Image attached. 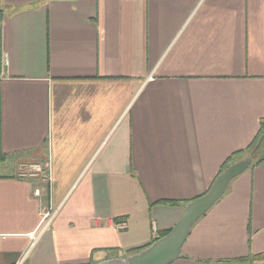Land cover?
I'll use <instances>...</instances> for the list:
<instances>
[{"label": "crops", "instance_id": "0c3cea01", "mask_svg": "<svg viewBox=\"0 0 264 264\" xmlns=\"http://www.w3.org/2000/svg\"><path fill=\"white\" fill-rule=\"evenodd\" d=\"M262 126L264 0H0V264L144 250ZM246 159L169 264H264V161Z\"/></svg>", "mask_w": 264, "mask_h": 264}, {"label": "water", "instance_id": "95a60500", "mask_svg": "<svg viewBox=\"0 0 264 264\" xmlns=\"http://www.w3.org/2000/svg\"><path fill=\"white\" fill-rule=\"evenodd\" d=\"M250 165L251 160L246 159L225 168L203 196L186 204L183 216L166 236L136 254L98 264H169L178 259L190 228L225 193L230 181L241 175Z\"/></svg>", "mask_w": 264, "mask_h": 264}, {"label": "built area", "instance_id": "2783aa9c", "mask_svg": "<svg viewBox=\"0 0 264 264\" xmlns=\"http://www.w3.org/2000/svg\"><path fill=\"white\" fill-rule=\"evenodd\" d=\"M16 177L21 180H43L48 183L50 177V170L47 169L46 164H41L35 161H22L18 164ZM34 195H40V189L36 188L34 190ZM55 212L47 209L42 213V219L44 222L42 230L47 229L50 221L54 217ZM117 230L126 229V224L120 223L116 225Z\"/></svg>", "mask_w": 264, "mask_h": 264}, {"label": "trees", "instance_id": "16d2710c", "mask_svg": "<svg viewBox=\"0 0 264 264\" xmlns=\"http://www.w3.org/2000/svg\"><path fill=\"white\" fill-rule=\"evenodd\" d=\"M263 135H264V127L262 126L260 128V132H259L258 136L255 138V140L245 150L234 153L230 158H228V160H226V162L222 166V169L220 170V173L225 168H227L229 165H231L233 163V157L240 156L243 153H248V155L252 158V160L254 162L253 166L261 164L264 161V137L262 138ZM261 138H262V140H261ZM164 203L165 204H170V205H178L179 204L177 202H164ZM166 235L167 234H163L160 238H162V237H164ZM152 243L153 242L145 245L142 249L147 248Z\"/></svg>", "mask_w": 264, "mask_h": 264}]
</instances>
